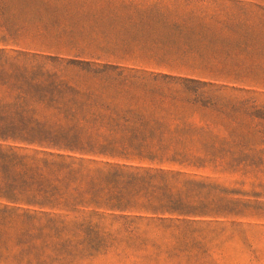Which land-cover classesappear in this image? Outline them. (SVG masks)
Wrapping results in <instances>:
<instances>
[{
	"label": "trees",
	"instance_id": "obj_1",
	"mask_svg": "<svg viewBox=\"0 0 264 264\" xmlns=\"http://www.w3.org/2000/svg\"><path fill=\"white\" fill-rule=\"evenodd\" d=\"M18 1L0 0V264H75L120 247L158 257L144 219L253 214L244 194L182 170L255 157L264 128L249 100L218 110L229 131L196 123L186 109L214 107L207 94L228 88L47 51Z\"/></svg>",
	"mask_w": 264,
	"mask_h": 264
},
{
	"label": "rangeland",
	"instance_id": "obj_2",
	"mask_svg": "<svg viewBox=\"0 0 264 264\" xmlns=\"http://www.w3.org/2000/svg\"><path fill=\"white\" fill-rule=\"evenodd\" d=\"M17 5L18 19H28L31 35L42 31L47 51L225 86L228 90L207 94L216 106L203 101L186 113L196 123L229 131L232 124L220 122L218 110L230 112L238 101L249 100L253 125L264 128V0H19ZM254 143L257 153L249 161L182 169L244 194L236 197L254 202L253 214L195 223L169 216L163 222L144 219L142 231L162 244L158 257H127L124 253L135 252L120 247L75 264H264L259 134ZM152 251L147 246L140 254Z\"/></svg>",
	"mask_w": 264,
	"mask_h": 264
}]
</instances>
